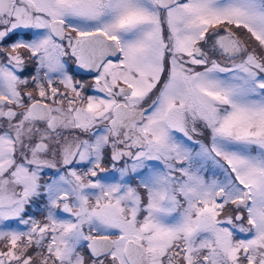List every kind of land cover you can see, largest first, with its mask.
<instances>
[{
  "label": "snow or ice",
  "instance_id": "snow-or-ice-1",
  "mask_svg": "<svg viewBox=\"0 0 264 264\" xmlns=\"http://www.w3.org/2000/svg\"><path fill=\"white\" fill-rule=\"evenodd\" d=\"M0 264H264V0H0Z\"/></svg>",
  "mask_w": 264,
  "mask_h": 264
}]
</instances>
